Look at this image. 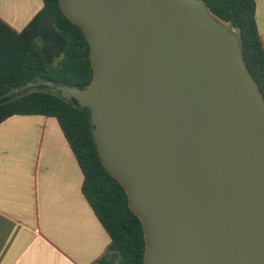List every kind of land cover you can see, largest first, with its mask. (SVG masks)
Instances as JSON below:
<instances>
[{"label": "water", "instance_id": "1", "mask_svg": "<svg viewBox=\"0 0 264 264\" xmlns=\"http://www.w3.org/2000/svg\"><path fill=\"white\" fill-rule=\"evenodd\" d=\"M60 6L94 78L22 90L90 109L103 164L144 224V264H264V98L236 30L201 0Z\"/></svg>", "mask_w": 264, "mask_h": 264}, {"label": "trees", "instance_id": "2", "mask_svg": "<svg viewBox=\"0 0 264 264\" xmlns=\"http://www.w3.org/2000/svg\"><path fill=\"white\" fill-rule=\"evenodd\" d=\"M201 1L238 33L248 73L264 98V46L256 0ZM93 78L90 45L64 14L60 0H43L42 10L21 31L0 19V124L15 115L55 117L83 171V194L111 238L107 253L97 264H144V224L130 209L124 186L103 164L90 109L46 86L22 90L39 81L84 88Z\"/></svg>", "mask_w": 264, "mask_h": 264}, {"label": "crops", "instance_id": "3", "mask_svg": "<svg viewBox=\"0 0 264 264\" xmlns=\"http://www.w3.org/2000/svg\"><path fill=\"white\" fill-rule=\"evenodd\" d=\"M257 23L264 46V0ZM43 0H0V19L21 31ZM84 174L55 117L0 124V264H97L111 238L83 194Z\"/></svg>", "mask_w": 264, "mask_h": 264}, {"label": "rangeland", "instance_id": "4", "mask_svg": "<svg viewBox=\"0 0 264 264\" xmlns=\"http://www.w3.org/2000/svg\"><path fill=\"white\" fill-rule=\"evenodd\" d=\"M236 32V31H235Z\"/></svg>", "mask_w": 264, "mask_h": 264}]
</instances>
